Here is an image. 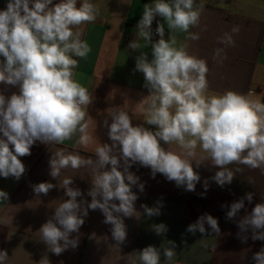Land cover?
Returning a JSON list of instances; mask_svg holds the SVG:
<instances>
[{
    "label": "clouds",
    "instance_id": "obj_1",
    "mask_svg": "<svg viewBox=\"0 0 264 264\" xmlns=\"http://www.w3.org/2000/svg\"><path fill=\"white\" fill-rule=\"evenodd\" d=\"M77 3L78 0H60L56 4L53 0H8L6 9L0 10V56L4 58L0 62V83L19 86V94L7 99L0 94V176L4 178H21L25 165L19 157L30 155L36 141L62 144L77 130H86L87 125L82 122L92 97L74 78L77 60L72 57L87 58L91 47L73 28L94 22L99 6L89 0H82L79 7ZM203 9L202 0L199 4L196 0H154L151 5H144L137 39L129 43V48L137 50L151 45L152 59L141 52L135 67L144 74L145 87L150 91L142 100L141 110L146 123L156 126V130L133 126L127 111H112L108 131L112 143H99L94 161L61 151L53 153L49 161L53 178L68 167L91 168L92 187L88 195L92 199L90 203L78 201L81 191L70 186L71 178L63 179L62 188L69 199L60 203L39 229L41 240L52 253L60 255L69 247L78 246V238L70 239V235L79 232L88 209L102 211L104 223L112 226L111 235L118 247L125 242L127 232L122 217L139 218L134 206L138 197L132 191L138 177L129 171L133 163L150 167L153 177L163 174L188 191H194L200 181L193 160L197 166L204 160L218 166L220 170L212 179L220 186L232 182L234 173L228 166L233 163L259 169L264 175V103L253 99L252 93L244 95L233 90L208 95L209 69L204 59L190 55L183 46L177 47L174 36L166 40L163 24L156 28L159 40H152L151 25L156 16L162 17L171 31L188 33L191 40H199V33L189 30L199 25ZM239 31L234 26L231 34L225 32L217 37V42L225 47L214 50V60L223 64L227 59L225 49L235 46L233 34ZM89 140L82 137L81 142L86 144ZM161 141L175 142L181 151H166ZM9 145L13 146L11 150ZM197 147L206 157L195 159ZM121 168L122 171L118 170ZM54 187L44 182L34 185L33 190L37 195H47ZM143 188L139 184L140 191ZM244 199L251 202L253 193L231 204L228 219L245 207ZM7 200L8 193L0 190V204ZM142 207L148 217L160 214L157 207ZM205 224L213 233H220L217 219L209 214L200 216L186 231L204 234ZM238 227L241 232L251 229L253 240H264V203L256 204L251 213L239 220ZM154 231L161 235L167 226L155 225ZM241 240L246 242L247 237ZM169 243L171 247L163 249V256L171 261L176 253L174 242ZM7 259V252L0 251V264ZM139 260L141 264H160L161 252L149 245L139 252ZM253 260L255 264H264V248L254 254ZM44 264H49L48 260Z\"/></svg>",
    "mask_w": 264,
    "mask_h": 264
},
{
    "label": "crops",
    "instance_id": "obj_2",
    "mask_svg": "<svg viewBox=\"0 0 264 264\" xmlns=\"http://www.w3.org/2000/svg\"><path fill=\"white\" fill-rule=\"evenodd\" d=\"M60 0H53V4ZM82 0H78L79 7ZM99 6V14L92 23H85L73 28L81 33L80 39L91 47L87 58L73 56L77 60L74 78L88 89L92 97L86 109L87 125L84 133L79 130L62 144H46L36 141L30 149V155L19 157L25 165V172L19 180L0 176V190L8 193V200L0 204V251H6L8 259L4 264H141L139 252L151 245L161 252L160 264H255L253 256L264 248V240H253L252 231L241 232L239 220L251 213L258 203H264V175L259 169L233 163L228 168L234 173L230 184L218 185L212 178L220 170L210 160H204L197 166L192 161L194 171L200 176L194 191L186 186H178L163 174L152 175L150 167L133 163L129 171L138 177L132 191L137 195L135 209L139 218L122 217L126 225V240L119 247L111 235L110 224L104 223L101 210L88 209L84 223L78 233L71 238H78L76 248L69 247L60 255L52 253L41 240L39 229L55 212V208L69 199L62 188L65 178L73 180V188H78L82 195L78 201L91 202L88 195L92 187L91 168L81 167L62 169L58 178L50 175L49 161L53 153L79 155L84 159H96L95 148L100 143L111 145L109 126L112 117L109 112L127 111L133 126H143L155 131L156 126L146 123V115L141 110L142 100L150 95L145 87L144 74L136 70V58L141 52L152 59L151 45L132 50L129 43L137 39V24L142 18L144 5H151L154 0H89ZM204 9L200 23L190 28V32L199 33L200 39L193 41L188 33L173 32L160 16L155 17L158 24H163L164 38L174 36L177 47H185L187 52L207 62L208 95L233 90L244 95L252 93L253 99L264 103V0H202ZM8 0H0V10H5ZM201 3V0H196ZM31 7V4L29 5ZM51 7V6H50ZM238 26L240 31L233 34L234 47L225 49L227 59L223 64L213 59L216 48L225 47L217 42V37ZM160 38V37H159ZM152 35L153 42L158 41ZM143 45V40H140ZM4 58L0 56V62ZM19 94V86L0 83V94L9 98ZM107 121V124H105ZM82 137H89L85 144ZM2 138V133H0ZM6 139V138H5ZM166 151L179 153L178 144H166L161 141ZM10 150L13 148L9 145ZM206 153L197 147L196 160L206 157ZM110 169V165L107 166ZM240 169V171H237ZM122 171L121 169H118ZM252 180L254 183H249ZM52 183L56 187L47 195H37L33 186L39 183ZM139 184H143L140 191ZM253 193L249 202L244 199L245 207L236 217L227 218V212L233 202ZM119 203V201H116ZM142 205L157 207L160 214L148 217ZM86 206V205H85ZM209 214L217 219L220 233L211 231L205 224L206 232L192 234L187 232L188 225ZM165 224L167 231L157 235L154 226ZM247 237L242 242L241 237ZM175 244V256L168 261L163 256V249Z\"/></svg>",
    "mask_w": 264,
    "mask_h": 264
},
{
    "label": "built area",
    "instance_id": "obj_3",
    "mask_svg": "<svg viewBox=\"0 0 264 264\" xmlns=\"http://www.w3.org/2000/svg\"><path fill=\"white\" fill-rule=\"evenodd\" d=\"M156 28H157V23H156L155 18H154L153 23L151 25V31H152V35L155 38H159V35L156 33Z\"/></svg>",
    "mask_w": 264,
    "mask_h": 264
}]
</instances>
